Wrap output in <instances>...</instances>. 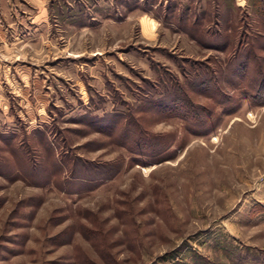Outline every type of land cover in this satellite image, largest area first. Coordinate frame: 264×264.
Listing matches in <instances>:
<instances>
[{
    "label": "rangeland",
    "instance_id": "1",
    "mask_svg": "<svg viewBox=\"0 0 264 264\" xmlns=\"http://www.w3.org/2000/svg\"><path fill=\"white\" fill-rule=\"evenodd\" d=\"M254 4L0 0V264H264Z\"/></svg>",
    "mask_w": 264,
    "mask_h": 264
},
{
    "label": "trees",
    "instance_id": "2",
    "mask_svg": "<svg viewBox=\"0 0 264 264\" xmlns=\"http://www.w3.org/2000/svg\"><path fill=\"white\" fill-rule=\"evenodd\" d=\"M255 1V6H254V9L257 13H261V14H264V6L263 5V1L264 0H254ZM168 6L166 7L167 9H170L171 8V4L168 3L167 4ZM171 10V9H170ZM258 96H256L255 98L257 99H261L262 101H264V79L262 78L260 80V83H259V90H258ZM261 100H255L257 102L261 101Z\"/></svg>",
    "mask_w": 264,
    "mask_h": 264
},
{
    "label": "crops",
    "instance_id": "3",
    "mask_svg": "<svg viewBox=\"0 0 264 264\" xmlns=\"http://www.w3.org/2000/svg\"><path fill=\"white\" fill-rule=\"evenodd\" d=\"M41 5H43V4H41ZM48 5V4H47ZM46 6V5H45Z\"/></svg>",
    "mask_w": 264,
    "mask_h": 264
}]
</instances>
